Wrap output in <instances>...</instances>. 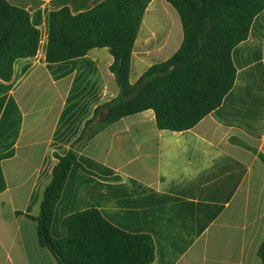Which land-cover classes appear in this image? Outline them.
Segmentation results:
<instances>
[{
	"label": "crops",
	"instance_id": "crops-1",
	"mask_svg": "<svg viewBox=\"0 0 264 264\" xmlns=\"http://www.w3.org/2000/svg\"><path fill=\"white\" fill-rule=\"evenodd\" d=\"M7 1L30 13L41 40L36 57L17 60L12 80H0V264H59L40 245L38 224L27 215L40 213L58 164L55 155H66L95 110L120 90L108 48L66 62L46 61L49 15L65 7L77 15L105 0ZM166 2L151 1L141 28L158 7L174 17ZM141 28L132 55V84L178 51L147 64L151 51L140 49L139 41L149 34L140 33ZM162 44L167 51L168 44ZM233 61L235 86L221 107L193 129L161 130L148 110L90 135L78 159L94 174L71 169L55 210L53 236H67V216L97 209L123 231L151 235L153 264H262L264 11L249 38L234 49Z\"/></svg>",
	"mask_w": 264,
	"mask_h": 264
},
{
	"label": "trees",
	"instance_id": "trees-1",
	"mask_svg": "<svg viewBox=\"0 0 264 264\" xmlns=\"http://www.w3.org/2000/svg\"><path fill=\"white\" fill-rule=\"evenodd\" d=\"M151 1L105 0L77 15L68 7L50 13L48 63L82 58L97 48H108L114 58L110 70L120 93L95 110L81 138L148 110L154 111L161 130L193 129L221 107L235 86L233 51L249 38L256 17L264 11V0H166L181 19V46L132 84V55ZM40 40L41 32L33 25L30 13L0 0V80H12L17 60L36 57ZM233 142L257 152L237 139ZM55 156L58 164L44 191L40 213L27 215L38 224L40 245L48 248L59 264H153L156 245L151 235L123 231L97 209L67 216V236H53L55 210L71 169L76 166L94 174L79 162L73 148L66 155ZM259 158L264 163V154ZM259 257L264 264V241Z\"/></svg>",
	"mask_w": 264,
	"mask_h": 264
},
{
	"label": "rangeland",
	"instance_id": "rangeland-1",
	"mask_svg": "<svg viewBox=\"0 0 264 264\" xmlns=\"http://www.w3.org/2000/svg\"><path fill=\"white\" fill-rule=\"evenodd\" d=\"M169 7L174 11V17L164 10L159 13L158 7V11L147 14L142 25L140 33L144 30L150 35H142L139 41L140 49L144 50L143 48L146 47L147 50L145 51H151L147 64L163 61V58L169 54V56L174 54L181 45L183 37L181 20L177 12L170 5ZM155 36L157 37L154 38ZM163 41L168 44L167 51L161 48ZM94 128H97V126H94Z\"/></svg>",
	"mask_w": 264,
	"mask_h": 264
},
{
	"label": "water",
	"instance_id": "water-1",
	"mask_svg": "<svg viewBox=\"0 0 264 264\" xmlns=\"http://www.w3.org/2000/svg\"><path fill=\"white\" fill-rule=\"evenodd\" d=\"M90 139V134L87 133L83 138L79 139L73 146L74 151H78L84 144H86Z\"/></svg>",
	"mask_w": 264,
	"mask_h": 264
}]
</instances>
